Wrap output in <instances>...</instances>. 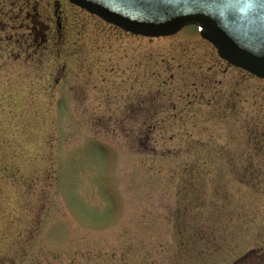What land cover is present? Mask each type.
Instances as JSON below:
<instances>
[{
  "label": "rangeland",
  "instance_id": "374dc122",
  "mask_svg": "<svg viewBox=\"0 0 264 264\" xmlns=\"http://www.w3.org/2000/svg\"><path fill=\"white\" fill-rule=\"evenodd\" d=\"M44 1L0 31V264H264V80Z\"/></svg>",
  "mask_w": 264,
  "mask_h": 264
},
{
  "label": "water",
  "instance_id": "95a60500",
  "mask_svg": "<svg viewBox=\"0 0 264 264\" xmlns=\"http://www.w3.org/2000/svg\"><path fill=\"white\" fill-rule=\"evenodd\" d=\"M135 36L170 37L195 25L222 60L264 80V0H67Z\"/></svg>",
  "mask_w": 264,
  "mask_h": 264
},
{
  "label": "flooded vegetation",
  "instance_id": "af4514ba",
  "mask_svg": "<svg viewBox=\"0 0 264 264\" xmlns=\"http://www.w3.org/2000/svg\"><path fill=\"white\" fill-rule=\"evenodd\" d=\"M30 9L33 13H30ZM0 17L5 20L3 23L0 21V31L10 29V24H16L12 27L13 33L7 38L13 37L16 32H22L17 35L20 46L24 49H31L32 42H35V47L40 50L49 42V34L54 35V32L62 30V24L53 17L46 16L44 0H0ZM58 17L55 15V18ZM60 35L62 36V32Z\"/></svg>",
  "mask_w": 264,
  "mask_h": 264
}]
</instances>
